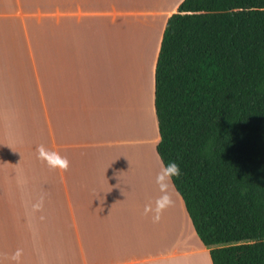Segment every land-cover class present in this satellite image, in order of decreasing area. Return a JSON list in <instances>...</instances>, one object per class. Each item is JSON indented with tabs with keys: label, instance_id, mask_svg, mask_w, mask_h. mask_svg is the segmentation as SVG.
<instances>
[{
	"label": "crops",
	"instance_id": "obj_1",
	"mask_svg": "<svg viewBox=\"0 0 264 264\" xmlns=\"http://www.w3.org/2000/svg\"><path fill=\"white\" fill-rule=\"evenodd\" d=\"M183 1L0 0V264H212L174 187L156 219L155 68Z\"/></svg>",
	"mask_w": 264,
	"mask_h": 264
},
{
	"label": "trees",
	"instance_id": "obj_2",
	"mask_svg": "<svg viewBox=\"0 0 264 264\" xmlns=\"http://www.w3.org/2000/svg\"><path fill=\"white\" fill-rule=\"evenodd\" d=\"M156 153L212 264H264V0H184L155 68Z\"/></svg>",
	"mask_w": 264,
	"mask_h": 264
},
{
	"label": "clouds",
	"instance_id": "obj_3",
	"mask_svg": "<svg viewBox=\"0 0 264 264\" xmlns=\"http://www.w3.org/2000/svg\"><path fill=\"white\" fill-rule=\"evenodd\" d=\"M38 151L43 153L44 149L41 147ZM65 166H67V160L65 159ZM158 172L156 174L155 182L159 190L164 195L156 202L157 217L159 218V212L163 210L166 203H170L169 191L174 187V178H178L181 175V169L176 161H165L163 157L158 156Z\"/></svg>",
	"mask_w": 264,
	"mask_h": 264
},
{
	"label": "rangeland",
	"instance_id": "obj_4",
	"mask_svg": "<svg viewBox=\"0 0 264 264\" xmlns=\"http://www.w3.org/2000/svg\"><path fill=\"white\" fill-rule=\"evenodd\" d=\"M150 149V148H149ZM171 200V199H170ZM168 205H172V203L170 202V203H168Z\"/></svg>",
	"mask_w": 264,
	"mask_h": 264
}]
</instances>
